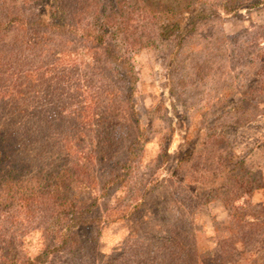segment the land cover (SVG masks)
<instances>
[{
  "label": "rangeland",
  "instance_id": "rangeland-1",
  "mask_svg": "<svg viewBox=\"0 0 264 264\" xmlns=\"http://www.w3.org/2000/svg\"><path fill=\"white\" fill-rule=\"evenodd\" d=\"M102 8L126 23L127 39L118 45L129 64L123 68L131 69L132 77L123 71L121 75L132 85L130 92L119 90L115 98L113 88L105 91L110 102L106 107L123 116L117 124V153L110 148V154L93 159L82 154L80 162L90 164V178L68 183L66 195L84 204L98 198L99 204L111 205L107 213L114 214L108 217L113 220L114 208L126 204L138 189L145 194L130 220L106 222L97 231L79 226V241L97 234V264L123 262L121 252L128 241L124 256L137 264L141 253L168 240L172 225L185 234L183 222L188 224L191 217L204 230L194 251L189 246L183 252L193 251L191 264H264V208L250 203L264 197V0H102ZM35 9L41 19L63 23L53 0H39ZM188 15L195 24L183 42L159 37L156 27L177 24L182 29ZM0 63L4 66L5 58ZM126 95L130 102L124 104ZM12 120L17 125V113L0 118ZM114 121L110 114L96 119L92 130L81 131L64 151L48 147L46 159L58 166L70 160L65 150L89 152L94 143H102L101 126L113 127ZM17 163L23 167L19 172L34 175L41 155L29 147ZM109 176L113 182L103 189ZM253 217L252 224L248 220ZM34 226L14 249L2 235L0 257L39 254L46 240ZM232 236L242 241L237 254L226 240L222 249L217 245Z\"/></svg>",
  "mask_w": 264,
  "mask_h": 264
},
{
  "label": "trees",
  "instance_id": "trees-1",
  "mask_svg": "<svg viewBox=\"0 0 264 264\" xmlns=\"http://www.w3.org/2000/svg\"><path fill=\"white\" fill-rule=\"evenodd\" d=\"M0 1V52H4L0 61L5 58L4 66L0 63V118L3 115L13 118L17 113V125L13 120L0 121V125H5L0 126V237L6 235L8 245L14 249L17 241L33 231L30 226L35 224L34 229L39 227L46 240L45 247L33 258L0 257V264H97V234L81 242L77 228L90 225L97 231L106 222L130 220L138 211L137 201L145 189H138L137 196H129L126 204L114 208L117 214L112 220L108 217L114 214L107 213L112 211L111 205L99 204L98 198L91 199L89 204L80 203L72 195H66V188L72 181L82 183L90 178V164L80 162L82 154L91 159L98 158L97 154L100 157L106 152L110 154L112 151H107L110 148L117 153V141H121L117 124L123 116L106 107L110 102L105 91L113 88V98L119 90L126 88L130 92L131 81H125L121 71L132 77L131 69L123 68V63L129 64L118 45V41L127 39L126 23L116 14L104 13L102 0H53L62 24L37 15L35 7L39 0ZM190 16L182 29L177 24L156 27L159 37L183 42L184 35L195 24ZM124 97L127 98L124 104L129 103L130 96ZM119 98L117 102L121 104ZM109 114L115 117V125L101 126L98 138L102 139L98 142L102 143H94L89 152L73 150L70 154L65 150V157L70 160L50 165L45 157L48 147L64 151L68 143L77 142L81 131H91L96 119ZM130 114L133 115L132 109ZM8 138L11 142L5 141ZM29 147L42 160L34 175L19 172L23 167L17 163V158ZM112 182L109 176L103 189ZM171 202H176L174 196ZM254 218L248 221L253 224ZM194 224L191 217L188 224L183 222L185 234L172 225L168 240L153 250L146 247L149 251L140 254L137 264H191L195 245L204 231ZM190 227L192 234L187 233ZM233 237L217 242L218 248L225 247L224 242L228 241L231 253L237 254L242 241ZM189 246L193 251L184 255ZM123 250V262L118 264H130L124 256L130 250L128 241Z\"/></svg>",
  "mask_w": 264,
  "mask_h": 264
},
{
  "label": "crops",
  "instance_id": "crops-1",
  "mask_svg": "<svg viewBox=\"0 0 264 264\" xmlns=\"http://www.w3.org/2000/svg\"><path fill=\"white\" fill-rule=\"evenodd\" d=\"M258 191L259 193H261L263 191V188H260ZM255 195H258V194H255ZM261 198H262L261 200L256 199L254 201H253L254 198H251L250 203L253 204L255 208H259V209L264 208V197H261ZM260 249L262 250V248Z\"/></svg>",
  "mask_w": 264,
  "mask_h": 264
}]
</instances>
